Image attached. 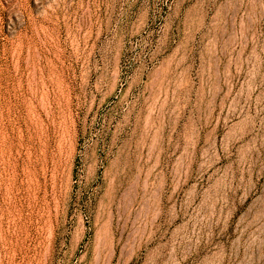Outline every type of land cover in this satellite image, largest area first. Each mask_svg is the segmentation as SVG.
Listing matches in <instances>:
<instances>
[{"label": "rangeland", "instance_id": "obj_1", "mask_svg": "<svg viewBox=\"0 0 264 264\" xmlns=\"http://www.w3.org/2000/svg\"><path fill=\"white\" fill-rule=\"evenodd\" d=\"M0 264H264V0H0Z\"/></svg>", "mask_w": 264, "mask_h": 264}]
</instances>
